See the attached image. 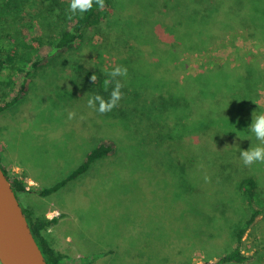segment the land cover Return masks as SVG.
I'll list each match as a JSON object with an SVG mask.
<instances>
[{"label":"rangeland","instance_id":"1","mask_svg":"<svg viewBox=\"0 0 264 264\" xmlns=\"http://www.w3.org/2000/svg\"><path fill=\"white\" fill-rule=\"evenodd\" d=\"M7 1L0 0V38L7 34L13 35L14 39L20 38L23 36V25L27 36L41 29V32L51 34L69 7L68 1L63 0H9L10 4ZM260 1L255 8L250 6L249 12H257L251 15L252 25L253 30L254 26L258 29L261 37H252L250 32L240 29L225 31L223 37L216 39L207 52L182 57L180 61L186 71L180 72L181 75L203 77V65L212 68L228 62L232 67H239L240 62L246 60L244 66L249 63L255 68L254 71L257 69L254 75L261 77L264 70V0ZM136 2L133 6L122 2L114 6L112 0L108 17L111 16L113 29L110 36L113 40L114 16L122 21H133L129 18L134 17L132 10L139 13L151 0ZM16 5L23 8V16ZM114 7L119 8L115 14ZM173 14L178 13L173 10ZM174 15L175 20L177 17ZM25 17L33 22L36 29H29ZM131 24L115 22L116 29H121L123 36L125 30L131 28L133 31L129 32L134 40L144 38V42H137L141 43L139 46L143 50L136 49L138 57L129 64L119 62L123 47L115 51L113 43L100 46V36H97L96 42L87 49V44L83 48L82 65L78 62L74 64L72 54L67 53L55 56L36 71L29 79L27 93L18 103L0 113V129L15 131L14 134L21 140L22 151L21 162L3 164L4 168L9 176L22 178L31 190L19 196L22 207L41 217L53 218L65 214L60 222L62 226L67 225L64 229L68 230L73 244L69 239L66 243L70 246L66 250L65 241L60 239L61 243L54 245L50 233L47 234L57 251L69 254L75 260L73 264H87L89 259H93L90 264H219L221 256L234 250L236 232L250 216L246 199L242 191L235 187V182L239 177H253L259 199L257 205L262 207L264 161L246 165L239 156L240 164L237 166L235 155L225 151V156L218 162L222 165L232 163L231 168L226 170L227 180L233 184L231 193L228 190L225 204V208L230 205L231 210L228 214L222 210L212 214L207 199L210 187L207 188L205 182L194 185L182 182V169L173 141H169L165 151L157 146L165 138L164 135L170 134L172 127L158 135L152 121L144 116V112L150 109V98L145 102L144 96L159 92L158 86L154 85L159 84L158 79H150L148 91L142 92V100L130 103L127 109L115 110L116 107H113L101 113L97 111L98 102L95 107L88 105V99L96 94L107 101L117 80L122 85L121 91L134 80L150 78L153 74L159 76L165 70L166 63L159 58L156 50H152L146 39V34L151 30L143 26L142 21ZM88 40L87 37V43ZM18 41L13 43L17 45ZM164 43L159 42L163 48L166 47ZM99 55H103L101 61ZM117 66L126 67L127 74L116 76L114 80L108 73ZM87 69L95 77H90L95 84L92 93L85 84L80 90L77 76L72 75L78 71L84 72L85 76L83 70ZM11 73V70H6L0 74V103L11 100L13 96L5 85ZM106 75L112 79L104 77ZM244 84L239 83L238 89L244 90ZM159 87L162 85L159 84ZM256 91L257 105L253 110L261 114L264 113L263 76ZM163 96L159 98L160 101L155 100L151 104L162 105L168 99L166 94ZM216 96L206 94L207 98L214 99ZM168 102L167 108L172 105L171 98ZM252 102H255L254 96ZM69 113H73L71 118ZM102 141L113 143L115 152L96 161L87 172L55 193L53 199L36 192L66 179ZM247 142L238 141L237 151L264 146L261 141L246 145ZM169 146L174 148L171 155L168 154ZM239 170L242 171L237 172ZM202 175L195 174L197 179ZM33 177L36 181L32 180ZM196 200L206 206L205 213L199 214L193 203ZM57 225L54 228L61 230ZM243 252L248 256L246 262L221 264H264V213L246 233Z\"/></svg>","mask_w":264,"mask_h":264},{"label":"trees","instance_id":"2","mask_svg":"<svg viewBox=\"0 0 264 264\" xmlns=\"http://www.w3.org/2000/svg\"><path fill=\"white\" fill-rule=\"evenodd\" d=\"M63 1H68L69 4L71 2V0ZM119 1L122 2L121 4H129L130 6L137 3V0H114V6H119ZM7 2L10 4L9 0ZM111 2L112 0H104L102 8L97 7L94 3L93 7L83 14H73L68 7L64 15L61 16V22L53 27L51 34L47 31L43 33L41 29L37 33L31 32L27 36L24 34L25 25H23V36L20 38L14 39V36L10 34L3 35L0 38V74L6 70L12 71L9 79L5 81V85L8 86L7 89L11 90L13 96L11 100H4L0 103V113L20 101L29 89V79L39 68L55 56L69 53L73 56L74 64L84 62L82 52L85 49L83 48L87 44V49L90 44L96 42L97 36H100V46L113 43L115 51H119L123 47L124 50L119 62L122 64L131 63L138 57L136 49L143 50L139 46L141 43L137 42H144V38L134 40L130 36L132 33L129 31H133L131 28L126 29V33L123 31L125 33L123 36L121 29H116L115 22L119 21V24L122 22L129 25L134 21H142L143 26H147L151 30L146 34L149 45L152 50H156L159 58L166 63V68L163 72H160L159 76L153 74L150 78L147 76L142 80H134L136 84L134 81L130 82L127 87L120 91L121 98L114 108L116 107L115 110L127 109L130 103H138L143 98L144 93L142 92L148 91L147 86L150 79L155 81L158 79L162 87H159L158 83L154 85L158 86L159 92L155 91L154 94L151 93L148 97L144 96L145 102L150 98L148 103L150 109L144 112V116L150 122L152 121L158 135L162 132L166 133L165 131L170 127L172 129L170 134L164 135V139L161 138L162 141L157 146L165 151L169 141H173L172 145L177 151L178 163L182 169V182L191 185L205 182L207 188L210 187V195L207 196V199L210 203L208 207L213 211L212 214L220 210L228 214L231 206L225 208V204L228 199V190L231 193L233 183L227 180L226 170L231 168L232 163L222 165L218 162V159H223L225 151H228L229 154L235 155L238 166L240 164V151H237L236 148L238 141H248L246 145L259 141L254 135L249 134L247 128L252 123L253 115L259 114L253 109L257 105L258 98L256 87L260 84L262 76L264 79V70L261 71L262 76L260 77L254 75V73H257V69L254 71L255 68L249 66V63L244 66L246 60L241 61L239 67H232L230 63L224 62L212 68H205L203 65L201 69L204 70L203 77L189 78L181 75L180 72L186 71V68L180 60H182V57L185 58V55L207 52L216 39L222 38L225 31L231 29L248 31L252 37H261L262 35H260L258 29L254 26L253 30L252 25L251 15L257 14V12L254 14L249 12L250 6L255 8L261 1L151 0L150 4L142 8L139 13L132 10L134 17L129 16V18L134 19L133 21H122L114 16V40L110 36L111 28L113 29L111 16L108 17ZM17 8L23 16L25 14L23 8ZM118 9L114 7V14L116 13L115 10ZM146 10L147 12H144ZM173 10L177 11L178 14L174 15ZM173 15L177 17L175 20ZM25 21L29 22L27 26L30 30L33 27L36 29L30 19L25 17ZM108 33L109 35H106ZM87 37L89 39L88 43L86 42ZM9 39L10 43L8 42ZM159 39L165 42V48L160 46L159 42L162 41H159ZM15 40H20V42L18 41L19 43L15 45L13 43ZM99 59L101 61L103 55H99ZM146 59L151 60V58ZM83 71L86 73L85 76L84 72L78 71L72 75L77 76L80 90L82 85L85 84L86 87L88 86L89 92L92 93V88L95 86L90 80V77L93 76L92 71L88 69ZM129 71L131 72V68ZM107 76L104 77L112 79ZM241 82L245 83L244 90H239L237 87ZM207 93L217 94V98H207ZM165 94L172 101L169 108L166 107L169 104L168 99L159 106L151 104L155 103V100L160 101L159 98ZM253 96L254 103L252 102ZM244 98L243 102H238ZM180 111L181 114L179 115ZM178 117L180 118V124L178 123ZM174 122L175 124L172 125ZM165 141L167 143H164ZM174 148L170 147L168 149L169 155L174 153ZM115 150L113 143L102 141L87 154L85 161L66 179L52 187L36 190V192L43 197L54 195L70 181L87 172L96 161L113 154ZM0 165L2 166L1 158ZM3 170L8 176L18 199L22 193H30L31 190L22 178L11 177L4 168ZM195 174L203 175L197 179ZM235 185L236 188L242 191L246 199L250 216L236 232L234 250L221 256L218 261L219 264L244 263L247 261L248 256L243 252L244 237L264 213V205L262 207L257 205L259 199L256 194V180L253 177H239ZM211 197L212 200H210ZM193 203L198 208L199 214L206 212V206L202 205L200 200ZM22 208L46 262L48 264H73L75 260L69 254L57 251L51 244L47 234L50 228L57 225L64 218L65 214L53 218L41 217L27 207Z\"/></svg>","mask_w":264,"mask_h":264},{"label":"water","instance_id":"3","mask_svg":"<svg viewBox=\"0 0 264 264\" xmlns=\"http://www.w3.org/2000/svg\"><path fill=\"white\" fill-rule=\"evenodd\" d=\"M0 263L48 264L21 203L0 165Z\"/></svg>","mask_w":264,"mask_h":264},{"label":"clouds","instance_id":"4","mask_svg":"<svg viewBox=\"0 0 264 264\" xmlns=\"http://www.w3.org/2000/svg\"><path fill=\"white\" fill-rule=\"evenodd\" d=\"M94 3L100 8L104 6V0H71L69 9L73 14H83L91 9ZM126 74L127 68L122 66H117L108 73V75L113 78L116 76H125ZM91 78L94 79L95 77L93 76ZM121 87V83L118 80L115 81V86L107 101H105L99 94H96L88 99V105L90 107H95L98 102L97 111L101 113L112 109L121 98ZM72 115L73 113H69L70 118ZM247 129L250 135H254L257 140L264 142V113L253 115L252 123ZM240 156L243 163L246 165L251 164L254 161H264V146L257 145L255 147H250L247 150H241Z\"/></svg>","mask_w":264,"mask_h":264},{"label":"crops","instance_id":"5","mask_svg":"<svg viewBox=\"0 0 264 264\" xmlns=\"http://www.w3.org/2000/svg\"><path fill=\"white\" fill-rule=\"evenodd\" d=\"M0 130H1L0 131V141H1V144H0V158L2 160L3 168H4L3 164L21 162V156H20L21 153H22V151L20 149L21 148V140L18 139L17 136L14 134L15 131H8V130H6L4 128H2ZM31 171H32V169H31ZM32 180L36 181V179H34V177H33ZM50 197H51V199H53V195L50 196ZM56 217H59V216H56ZM57 227H60L61 230H59V229L56 230L54 227H52V230L50 228L49 231H48L50 233L49 236L52 238L53 244L55 245L56 243H61L60 239L65 241V243L68 242V240L71 239V237L68 234V230L64 229V228H67V225H63L62 226V222H59ZM71 241H72V244H73V240L72 239H71ZM75 244L78 246V242H76ZM66 246L67 247H65V249L67 250L69 248L70 244L66 243ZM92 260L93 259H89V262H87V264H90L92 262Z\"/></svg>","mask_w":264,"mask_h":264}]
</instances>
